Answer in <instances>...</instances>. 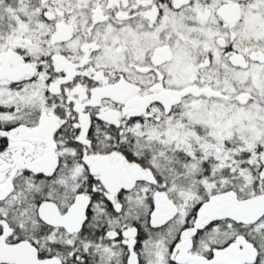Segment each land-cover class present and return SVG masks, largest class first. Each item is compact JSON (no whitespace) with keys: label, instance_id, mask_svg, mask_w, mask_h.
<instances>
[{"label":"snow or ice","instance_id":"obj_1","mask_svg":"<svg viewBox=\"0 0 264 264\" xmlns=\"http://www.w3.org/2000/svg\"><path fill=\"white\" fill-rule=\"evenodd\" d=\"M0 264H264V0H0Z\"/></svg>","mask_w":264,"mask_h":264}]
</instances>
